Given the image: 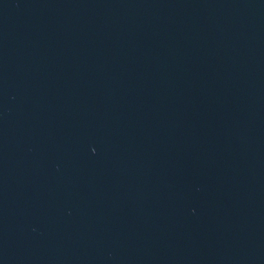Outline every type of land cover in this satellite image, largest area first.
<instances>
[{"label": "water", "instance_id": "95a60500", "mask_svg": "<svg viewBox=\"0 0 264 264\" xmlns=\"http://www.w3.org/2000/svg\"><path fill=\"white\" fill-rule=\"evenodd\" d=\"M0 264H264V0H0Z\"/></svg>", "mask_w": 264, "mask_h": 264}]
</instances>
